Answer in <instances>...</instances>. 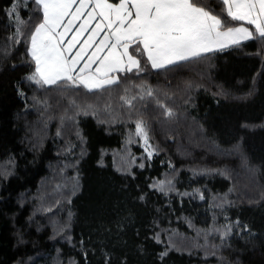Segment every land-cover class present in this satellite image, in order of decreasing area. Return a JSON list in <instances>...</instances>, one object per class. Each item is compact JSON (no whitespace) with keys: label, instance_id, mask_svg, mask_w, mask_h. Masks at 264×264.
Instances as JSON below:
<instances>
[{"label":"trees","instance_id":"16d2710c","mask_svg":"<svg viewBox=\"0 0 264 264\" xmlns=\"http://www.w3.org/2000/svg\"><path fill=\"white\" fill-rule=\"evenodd\" d=\"M42 18L0 0V264H264V41L42 87Z\"/></svg>","mask_w":264,"mask_h":264},{"label":"snow or ice","instance_id":"6c2138e0","mask_svg":"<svg viewBox=\"0 0 264 264\" xmlns=\"http://www.w3.org/2000/svg\"><path fill=\"white\" fill-rule=\"evenodd\" d=\"M34 2L43 18L29 38L35 70L27 79L42 87L64 83L91 91L115 84L117 72L143 71L130 52L133 46L134 52L146 54L153 69H160L242 41H264V0H220L223 18L196 0ZM230 21H245L253 29L229 27ZM21 34L17 27L15 35ZM167 115H172L170 110ZM136 131L147 145L142 121Z\"/></svg>","mask_w":264,"mask_h":264},{"label":"rangeland","instance_id":"374dc122","mask_svg":"<svg viewBox=\"0 0 264 264\" xmlns=\"http://www.w3.org/2000/svg\"><path fill=\"white\" fill-rule=\"evenodd\" d=\"M240 24H243L245 27H248L250 30L253 29V26L247 24V22H245V21H241ZM240 24H238V25H234V26H230V27H236V26H239ZM77 26H78V25H77ZM93 26H94V24H93ZM68 38H70V36H69ZM242 42H244V41H242ZM231 47H232V46H231ZM228 48H229V47H228ZM225 49H226V48H225ZM214 51H216V50H214ZM130 52H132V54H134L135 56L137 55V53H139V52H134L133 49H130ZM208 53H209V52H208ZM204 54H205V53H204ZM136 58H137V56H136ZM137 59H138V58H137ZM81 66H82V65H81ZM121 73H124V72H117V73H115V75L118 77V79H119V76H120ZM135 132H136V136L139 138L138 145L141 146V148H142V153H144V154H148V152L153 153V149H152V147H151L152 143L150 142L149 138L147 139V145H146V144H145V140L143 139V137L137 135V131H136V129H135ZM147 137H148V135H147ZM149 145H150V147H148ZM146 148H147V151H146Z\"/></svg>","mask_w":264,"mask_h":264},{"label":"crops","instance_id":"0c3cea01","mask_svg":"<svg viewBox=\"0 0 264 264\" xmlns=\"http://www.w3.org/2000/svg\"><path fill=\"white\" fill-rule=\"evenodd\" d=\"M110 3H118L119 0H109Z\"/></svg>","mask_w":264,"mask_h":264}]
</instances>
